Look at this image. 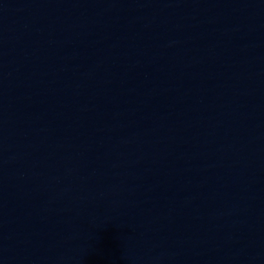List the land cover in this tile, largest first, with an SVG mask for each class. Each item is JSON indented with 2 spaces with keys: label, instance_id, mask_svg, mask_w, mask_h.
Returning <instances> with one entry per match:
<instances>
[{
  "label": "water",
  "instance_id": "water-1",
  "mask_svg": "<svg viewBox=\"0 0 264 264\" xmlns=\"http://www.w3.org/2000/svg\"><path fill=\"white\" fill-rule=\"evenodd\" d=\"M0 264H264V0H0Z\"/></svg>",
  "mask_w": 264,
  "mask_h": 264
}]
</instances>
